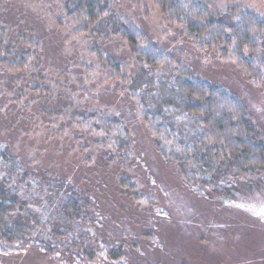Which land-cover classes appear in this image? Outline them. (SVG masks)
Returning a JSON list of instances; mask_svg holds the SVG:
<instances>
[{
  "label": "rangeland",
  "instance_id": "obj_1",
  "mask_svg": "<svg viewBox=\"0 0 264 264\" xmlns=\"http://www.w3.org/2000/svg\"><path fill=\"white\" fill-rule=\"evenodd\" d=\"M108 1L107 22L82 36L65 16L67 1L0 0V28L9 36L2 40L15 53L28 50L32 36L41 43L39 59L23 71L0 64V157L11 159L0 158V182L24 203L13 223L24 226L25 239L0 240V264H264V173L234 176L198 147L189 156L177 149L176 158L162 156L132 98L161 112L187 144L201 128L183 109L186 69L235 94L264 141V92L235 64L194 49L155 0ZM232 8L264 19V0H221L223 19ZM113 21L143 32L175 60V74L140 65L110 33ZM91 112L122 121L119 157L79 130L78 115ZM48 179H64L88 199L82 221L61 213L68 197L49 190Z\"/></svg>",
  "mask_w": 264,
  "mask_h": 264
},
{
  "label": "trees",
  "instance_id": "obj_2",
  "mask_svg": "<svg viewBox=\"0 0 264 264\" xmlns=\"http://www.w3.org/2000/svg\"><path fill=\"white\" fill-rule=\"evenodd\" d=\"M62 1L68 2L63 6L65 16L77 24L74 32L82 36L93 32L98 23L107 22V18L111 16L112 7L108 0ZM155 3L171 28L178 29L194 49L200 53H211L223 61L235 64L255 87L264 92L263 18L248 10L232 8L228 19L225 20L220 10L221 0H155ZM7 32L8 29L0 28V43L8 36ZM110 33L127 44L139 64L147 67L150 72L161 71L168 76L175 74V60L154 47L135 26L113 21L110 24ZM3 43L7 49L5 56L0 57V64L8 69L20 72L39 59L41 43L33 36L28 41V50L20 48L16 53L10 43ZM96 57L103 63V68L109 70L106 67L107 61L98 55ZM111 70L117 73L119 65L114 64ZM180 73L183 78L179 88L187 100L183 109L189 115L198 116L201 128L200 134L187 144L176 140L175 129L161 112L150 111L141 97L132 94L142 120L150 135L156 139L162 156L176 158L174 149L189 156L190 151L193 152L194 148L198 147L215 162L225 161L227 170L230 168L234 176L240 173L250 174L252 171L263 174V137L251 122L238 97L220 84L198 80L186 69ZM78 116L80 120L76 122L79 130L97 135L100 145L109 149L107 153L119 157V149L123 147L121 143L126 141L122 121L104 118L96 112ZM170 145L171 148L166 149ZM8 157L1 153V159ZM47 182L45 185L49 190L56 189L67 195L68 199L60 208L67 220L82 221L86 216L84 213L90 207L88 199L64 179H48ZM22 209L24 203L12 190L11 185L0 182V240L7 244L25 241L24 226L13 223L14 215ZM6 251L10 252L3 249L4 253H7ZM86 251L89 255L93 254L92 251Z\"/></svg>",
  "mask_w": 264,
  "mask_h": 264
}]
</instances>
